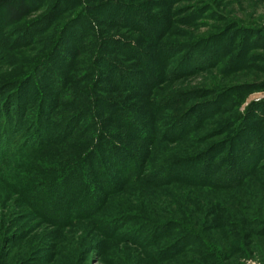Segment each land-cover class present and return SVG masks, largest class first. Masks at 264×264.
Here are the masks:
<instances>
[{"label":"rangeland","instance_id":"rangeland-1","mask_svg":"<svg viewBox=\"0 0 264 264\" xmlns=\"http://www.w3.org/2000/svg\"><path fill=\"white\" fill-rule=\"evenodd\" d=\"M0 264H264V0H0Z\"/></svg>","mask_w":264,"mask_h":264},{"label":"trees","instance_id":"trees-1","mask_svg":"<svg viewBox=\"0 0 264 264\" xmlns=\"http://www.w3.org/2000/svg\"><path fill=\"white\" fill-rule=\"evenodd\" d=\"M132 13V12H131ZM79 23H81L82 24V21H79ZM81 27H79V29H80ZM83 32V31H82ZM82 32L80 31L79 32V30L76 32V31H73V34L71 35V36H73V38L70 40V41H74V42H76V40L75 39H77L76 37H78V39H79V41L83 38V34H82ZM75 33V34H74ZM113 46H115V45H113ZM192 47H194L195 49H194V51L195 52H197L198 51V49H199V47L200 46H191V45H189L188 46V58L187 57H185V63H189V64H191V66H192V68L196 65V64H199V63H196V64H194L195 62L194 61H196V59H195V55H196V53H193V50L191 49ZM102 51H104V50H101V52ZM99 51H97V53H98ZM193 57H194V60H193ZM114 65V64H113ZM116 68H114V67H109V70L110 71H112V74H114L115 76H116V79H115V86H116V88L117 89H123V87H131V88H133L134 86H132V82L130 81V80H127L126 79V77H125V71H124V69L122 68V67H119L118 65H116L115 66ZM196 67H201V64H199V65H196ZM111 73V72H110ZM174 101H176V100H174ZM18 104V103H17ZM48 104H47V102H44V101H42L41 100V114L45 111V109H46V106H47ZM12 106V105H11ZM126 107H122V106H119V105H116L115 107H114V109H113V112H112V115H113V119H114V121L112 122V123H116V124H118V126H121V125H124V127H130L132 130H136L137 132H140L141 133V131L143 130L142 129V127L141 126H139V125H137V123H136V120L135 119H133L132 117H131V114H130V109H128V108H126ZM125 110H129L128 112L127 111H125ZM116 112H120V115L119 116H117V115H115V113ZM182 120H184V117L183 118H181ZM183 123H185V121L183 122ZM127 125V126H126ZM128 125H130V126H128ZM179 125V126H178ZM185 124H183V125H181V124H177V123H175L174 124V126H173V128H171L170 129V131H169V133H174V131L175 130H177L178 129V131L177 132H179V131H181V130H183V126H184ZM186 129H184V130H187V131H189V129H190V127H192V125H188V122H186ZM177 128V129H176ZM190 132V131H189ZM149 133H152L153 134V129H151V127H150V131H149ZM168 133V132H167ZM166 133V134H167ZM112 135V134H111ZM117 135V134H116ZM101 137L102 138H107V137H109L110 138V134H107L106 133V131H101ZM117 137V138H116ZM115 137V139H118V135ZM109 138H108V140H109ZM119 140V139H118ZM110 141V140H109ZM113 141V140H112ZM115 141V143H113ZM113 142H108L107 143V145H108V148H104L105 149V151H107V153H109V159L112 157L113 158V156L115 155V151H123L124 152V155L123 156H128L129 154V150H128V148L126 149L124 146H123V148L125 149H118L119 148V146H117V144L119 145V143H117L116 142V140H114ZM134 158V157H133ZM136 158V157H135ZM94 160V161H93ZM138 160V159H137ZM88 164L90 163L92 166H96L97 168V170H99V171H101V174H99V171L97 172V174H99L101 177H106L107 176V173H105V171H103V164H102V162H101V160L100 159H98V158H96V156H92V155H90V156H88V158L85 160ZM134 161V160H133ZM140 161H141V159H140ZM140 161L136 164V162H135V164L137 165V166H139V163H140ZM99 164V165H98ZM90 165V166H91ZM100 167V168H99ZM120 167V166H119ZM124 170H126V169H124V167H120L119 169H118V171H120L121 173H123L124 174V172H126V171H124ZM174 171V170H173ZM79 172H80V168H76V167H73V168H70V169H68V170H66L65 171V173H64V175H63V178L65 179L64 181H62V182H66L69 186L67 187V190H69L70 191V188L72 187V186H78V187H80V186H82L81 184H79V182H81V180L80 179H82V178H84V175H79ZM188 177H191V176H189L188 175ZM188 177H184V176H182V173H179V172H176L174 175H173V177L171 178V180L172 181H175V180H177V179H180V178H188ZM84 180V179H83ZM75 183V185H73ZM76 183H78V184H76ZM82 183H84L85 185H83V187H82V189H81V193H82V195L83 196H85V197H87V193H89V187L87 186V184L85 183V181H82ZM70 187V188H69ZM81 188V187H80ZM83 201V200H82ZM86 201H88V200H86Z\"/></svg>","mask_w":264,"mask_h":264}]
</instances>
